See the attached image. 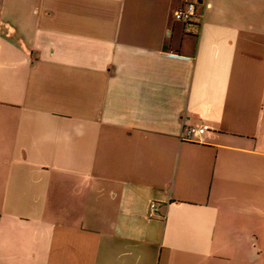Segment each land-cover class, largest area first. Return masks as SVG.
<instances>
[{"label":"crops","instance_id":"0c3cea01","mask_svg":"<svg viewBox=\"0 0 264 264\" xmlns=\"http://www.w3.org/2000/svg\"><path fill=\"white\" fill-rule=\"evenodd\" d=\"M0 264H264V0H0Z\"/></svg>","mask_w":264,"mask_h":264},{"label":"built area","instance_id":"2783aa9c","mask_svg":"<svg viewBox=\"0 0 264 264\" xmlns=\"http://www.w3.org/2000/svg\"><path fill=\"white\" fill-rule=\"evenodd\" d=\"M175 18L178 20H182L189 28H195V3L194 2H187L182 6L178 7L175 10ZM207 129L206 126L201 127H188L186 129L185 135L188 136H198L202 134ZM148 218L154 217H162L161 214V206L157 202H151L148 212Z\"/></svg>","mask_w":264,"mask_h":264}]
</instances>
